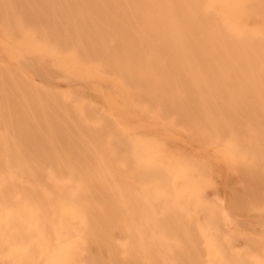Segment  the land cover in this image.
I'll return each instance as SVG.
<instances>
[{
	"label": "rangeland",
	"instance_id": "obj_1",
	"mask_svg": "<svg viewBox=\"0 0 264 264\" xmlns=\"http://www.w3.org/2000/svg\"><path fill=\"white\" fill-rule=\"evenodd\" d=\"M0 264H264V0H0Z\"/></svg>",
	"mask_w": 264,
	"mask_h": 264
}]
</instances>
